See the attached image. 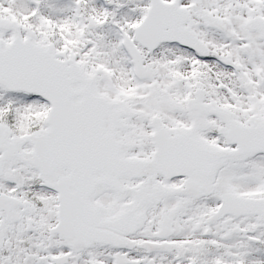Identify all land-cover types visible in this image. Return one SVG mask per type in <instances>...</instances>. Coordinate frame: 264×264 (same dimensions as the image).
<instances>
[{
	"label": "snow or ice",
	"instance_id": "6c2138e0",
	"mask_svg": "<svg viewBox=\"0 0 264 264\" xmlns=\"http://www.w3.org/2000/svg\"><path fill=\"white\" fill-rule=\"evenodd\" d=\"M0 264H264V0H0Z\"/></svg>",
	"mask_w": 264,
	"mask_h": 264
}]
</instances>
